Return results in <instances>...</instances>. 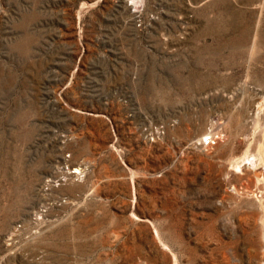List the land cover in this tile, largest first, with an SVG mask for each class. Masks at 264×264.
Instances as JSON below:
<instances>
[{"label":"rangeland","instance_id":"rangeland-1","mask_svg":"<svg viewBox=\"0 0 264 264\" xmlns=\"http://www.w3.org/2000/svg\"><path fill=\"white\" fill-rule=\"evenodd\" d=\"M0 264H264V0H0Z\"/></svg>","mask_w":264,"mask_h":264}]
</instances>
